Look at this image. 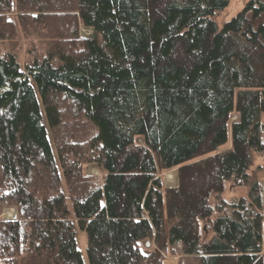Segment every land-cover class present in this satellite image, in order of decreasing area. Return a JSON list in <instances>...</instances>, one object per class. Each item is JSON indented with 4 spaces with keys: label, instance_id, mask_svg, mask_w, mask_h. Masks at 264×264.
I'll return each instance as SVG.
<instances>
[{
    "label": "trees",
    "instance_id": "1",
    "mask_svg": "<svg viewBox=\"0 0 264 264\" xmlns=\"http://www.w3.org/2000/svg\"><path fill=\"white\" fill-rule=\"evenodd\" d=\"M229 3L0 0V264H84L75 225L89 264H264V0Z\"/></svg>",
    "mask_w": 264,
    "mask_h": 264
},
{
    "label": "rangeland",
    "instance_id": "2",
    "mask_svg": "<svg viewBox=\"0 0 264 264\" xmlns=\"http://www.w3.org/2000/svg\"><path fill=\"white\" fill-rule=\"evenodd\" d=\"M247 0H230L229 5L222 11H220L216 16L215 19L216 21L222 25L225 21L231 19L233 16H235L245 5ZM10 15H13V13H11ZM85 28V27H82ZM80 34H81V30H80ZM82 35V34H81ZM92 35V34H90ZM87 35V36H90ZM84 37H87L85 35H82ZM237 117L233 116L232 120H235ZM263 141H264V134H263ZM139 142H142V140L140 139ZM229 146V143L222 145L219 150H223L226 149ZM54 154L56 155V152L53 149ZM257 163H264V152L262 153H258L257 154ZM58 164V162H57ZM59 166V164H58ZM94 165H90L87 168V173L89 174H98V170L96 173L91 172L92 168H94ZM96 168V167H95ZM97 169V168H96ZM61 172V171H60ZM171 173H175L177 175V172L175 171V169H172L168 172H165L163 174L164 179V185L167 184V174H171ZM264 172H259V178L263 180V186H264ZM168 185V184H167ZM177 185V183L175 184ZM175 185H168V186H175ZM248 190L249 188L247 186H234L232 184V181L227 180L226 181V190L224 191V193L222 194L223 199H225L226 201H232L234 199H238L240 197H246L248 194ZM7 209H13L15 212L14 208H7ZM4 215H5V211H4ZM207 229H209V227L207 226ZM75 232H76V240H77V247L81 253V257L83 260L84 264H89V260H88V256H87V235L86 232L81 230L77 225H75ZM263 234H264V226H263ZM150 245V244H148ZM173 261L176 262V258H173ZM168 264H172L171 261L168 262Z\"/></svg>",
    "mask_w": 264,
    "mask_h": 264
},
{
    "label": "bare ground",
    "instance_id": "3",
    "mask_svg": "<svg viewBox=\"0 0 264 264\" xmlns=\"http://www.w3.org/2000/svg\"><path fill=\"white\" fill-rule=\"evenodd\" d=\"M93 33V29L92 28H81V34L82 35H90ZM93 173H96L97 172V169L94 167L92 168V171ZM167 184L168 185H175L177 183V175L175 173H171V174H167ZM5 216L6 217H15V212L13 209H5Z\"/></svg>",
    "mask_w": 264,
    "mask_h": 264
},
{
    "label": "water",
    "instance_id": "4",
    "mask_svg": "<svg viewBox=\"0 0 264 264\" xmlns=\"http://www.w3.org/2000/svg\"><path fill=\"white\" fill-rule=\"evenodd\" d=\"M93 31H94V29H93ZM91 37H94V32H93V34L91 35ZM3 217L6 218L4 215H3ZM16 217H17V215L15 214V217H13V218H16Z\"/></svg>",
    "mask_w": 264,
    "mask_h": 264
}]
</instances>
